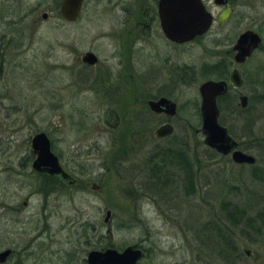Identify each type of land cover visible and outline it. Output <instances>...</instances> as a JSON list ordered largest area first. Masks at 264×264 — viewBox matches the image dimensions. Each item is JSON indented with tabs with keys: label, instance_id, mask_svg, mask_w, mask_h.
I'll use <instances>...</instances> for the list:
<instances>
[{
	"label": "rangeland",
	"instance_id": "1",
	"mask_svg": "<svg viewBox=\"0 0 264 264\" xmlns=\"http://www.w3.org/2000/svg\"><path fill=\"white\" fill-rule=\"evenodd\" d=\"M227 1L233 8L229 21L221 27L213 23L203 36L177 46L169 64L159 63L169 57L159 40L153 43L156 52L135 51L131 62L134 83L145 80L147 99L162 96L176 105V116L170 120L172 135L157 139L154 131L162 125L159 117H137L130 113L137 108H124L125 117L116 122L109 114L118 109L106 104L100 82L95 81L97 75L111 70L109 33L121 25L119 11L95 7L88 1L77 20L67 23L58 13L60 0H0V196L4 204L28 203L21 215L6 212L7 231L26 221L27 229L32 228L30 214L44 200L36 193L43 179L20 177L17 166L25 162L29 139L38 132L48 136L60 163L78 181V186L65 187L57 195L61 214L49 220L50 228L62 225L63 241L58 247L74 263L89 250L94 229L103 235L107 228L113 245L120 249L137 244L148 229L151 239L157 240L151 263L216 254L217 249L201 250L207 244L212 247V234L204 242L205 234L201 231L199 238L195 232L217 214L218 198L225 210L228 206L232 213L235 209L238 215L244 212V217H249L245 212L250 205L258 212L264 210V203L256 201L264 196V0ZM203 3L214 18L218 8L211 0ZM246 30L258 34L259 47L244 65L229 67L231 59L224 53ZM85 51L99 59L88 72L76 63ZM232 68L240 74L238 93L247 98V108L240 111L229 87L216 103L219 120L231 138L252 149L257 161L252 168L225 165L217 157L208 160L203 151L197 88L204 80H218L221 72L227 75ZM118 147L124 149L120 154ZM174 152L176 158L166 160ZM179 155L181 159H177ZM254 180L263 182L255 184ZM154 181L168 182L170 192L150 190ZM91 183L98 190H91ZM47 201L50 204L52 198ZM107 210L111 218L104 225ZM221 218L220 232L226 241L243 243L238 234L243 228ZM263 218H258L261 225H257L260 264H264ZM213 221L220 224L219 218ZM171 244L176 246L174 250L169 249ZM234 252L232 257L226 253L225 264H251L240 249ZM235 260L240 262L233 263Z\"/></svg>",
	"mask_w": 264,
	"mask_h": 264
},
{
	"label": "flooded vegetation",
	"instance_id": "2",
	"mask_svg": "<svg viewBox=\"0 0 264 264\" xmlns=\"http://www.w3.org/2000/svg\"><path fill=\"white\" fill-rule=\"evenodd\" d=\"M88 1H93L92 5H94L95 7H112L113 9H116L117 11H119L122 17L121 22H119V25L121 23L122 27L120 25L119 28H116L115 30L109 33V36L111 38V43H110L111 52L109 53V59L111 61V70L103 71L104 74H101V77L99 78L97 75V79L95 80L96 83L100 82L99 85L98 84L97 85L99 86L98 88H100V90H102L103 92L102 98L107 97L106 104L110 105L111 107L115 106V109H118V113H115V111L112 110L110 111L109 115L110 116L112 115L114 120L116 122H119L123 120V117H125V114L123 116L122 109L132 108L133 110V108H137L136 112L135 110H133V112H130V113H133V114L136 113L137 117H141V118H143L145 114H149L150 116L159 117L162 120V125L168 124L171 126L170 120L176 116V105H175V114L173 116H169L162 111L159 113L152 112L148 107L149 102H155L160 98L167 99L169 101L171 100L166 97H162V96L160 97L152 96L147 99L146 96L144 95L145 86H146L145 80L144 81L141 80L140 82L138 81L137 85L134 83V80L132 77L133 68L131 67L132 65L131 62H132V59L134 58L133 55L135 51H137L140 54L141 53L144 54L145 49H150L153 52H156V49L153 48V43L159 40V42L166 49H168V55H169V57H167V55L165 54L166 56H164V58L161 59L164 61H161L159 63L169 64L167 60L168 58L169 59L171 58L170 55L172 54V50L174 51V49L177 46L190 43L194 41V39L190 42L178 44L164 37L160 29V23H159V18H158L157 7H158L159 0H81L80 9L77 14V18L80 15L83 7H87L86 4ZM102 1L104 2L103 6L100 4V2ZM204 1L207 2L209 0H201L204 7H206L205 4L203 3ZM211 3L213 4L212 0H211ZM217 8H218L217 13H219L221 10L225 8L231 9V13L229 14V17L227 18V20H225L221 25H218V27H221L225 23H227L229 19L231 18L233 14V8L229 5L227 0L224 6L217 7ZM215 16L213 18V21L215 19ZM77 18L73 22H75ZM67 23H72V22H67ZM255 50L253 51V53L255 52ZM87 52L92 53L91 51H85L81 53V55L76 59L77 60L76 63H78L77 64L78 66L80 65L82 67L81 69H84V71L87 70L88 72L89 70H92L94 67H96V65H98L99 59L94 53H92L97 59L96 63L94 65H87L83 63L81 61V58ZM252 54L250 55V57L252 56ZM224 55L225 56L228 55L229 58L231 59L230 62L228 61L229 67L232 65L236 67L242 66L250 59V57L245 59V61L240 65L235 64L233 61L235 52L232 51V47L230 48L229 51H226ZM0 67H1V63H0ZM233 69H236V68H232L228 72L227 75L224 72L223 73L221 72L223 75L218 80H211V81H223L226 83V92L223 95L217 96L215 98V105H216L217 113H218L216 121L221 127L223 126L221 125V122L219 120L220 109L217 107L216 103L217 101L220 103L222 99L221 97L225 96V94L229 92V87L235 92V97L238 101V107L240 111H245V109L247 108V102H248L247 98L243 95H240V93H238V90L242 86V80H241V85L237 88L232 87L229 83L228 77H229L230 72ZM168 75L171 76L172 74L168 72ZM203 82H205V80ZM197 94H198V91H197ZM129 97H130V102H129ZM198 97H199V94H198ZM240 97H245L246 99L244 108L241 107V103L239 102ZM199 103H200V98H199ZM198 115H199V106H198ZM199 119H200V115H199ZM112 128H114L113 125L111 126V129ZM172 133H173V128H172ZM172 133L165 137H157L154 131V135L157 139H165L171 136ZM227 135L230 137L228 133ZM231 139L236 144L235 151H238L241 154L250 157L253 160L252 163H245V162L235 163L233 162L231 158L232 152H229L227 154H220L216 152L215 150L210 149L203 145V151L207 152V154H205L207 156V159L213 160L214 157H217L218 159L222 160L224 162L223 164L225 165L230 164L234 167H240V168L254 167L257 161L255 159V155H253L252 153V149L247 148L246 145L244 146L240 142L238 143L233 138ZM49 145H50V141H49ZM118 149L120 150L119 154L124 150L123 147H118ZM50 151L57 158V162L61 170L65 174L68 175V178L63 179L59 175L50 176L44 172L39 173V172L34 171L31 168V163L34 159V156L32 154L30 146L26 152L25 158L23 159L25 162L22 164L21 163L17 164V166L21 168V171H18V172H21L19 175L20 177L34 175L37 178L43 179V183H41L40 185L41 188L38 187L39 189H37L36 193L41 194L42 196L41 198H43L44 200L41 203L38 202V204L34 206L33 212L30 214L29 218L33 222L32 228L27 229L26 225L28 221H26V222H21L19 227L17 226V228H11L9 231H7V229L4 227V225L7 223V220L4 218V215L6 214V212H10L16 216L21 215L20 214L21 211L27 207L28 203L26 200H23L21 201L20 205L4 204L2 203L3 196H0V226H1L0 227V253L4 251H8V254L4 262L0 264H10L13 262H14L13 264H24V263H27V264H88L87 255L90 252L104 253L105 251L113 250L117 253H121L127 247H133L134 249H137L140 252V257L135 262V264H139L140 262H143V264H216V263L225 264L226 263V259H225L226 253H228V255L230 254L232 257L235 253L234 251H238V249H240L243 252V254L245 255L247 259H250L251 264H260L259 263L260 261L258 260L259 258L256 255L257 254L256 252L258 251V247H259L257 244V225L259 224L261 225V223H259L258 221V218L264 217V210H262V212H258L257 211L258 208L255 210V208L250 205L249 206L250 210L248 212H245L246 215H248L249 217H244V212H239V215H238V210H237L236 216L240 220L237 223V225L239 224V227L243 228L241 229V231H239L240 233L238 234L240 235L239 238L242 239L243 243L235 239L236 243L227 244L226 239L224 238L225 237L224 233L221 234L220 232V229H221V223H220L221 217L220 216H222L221 220L222 219L225 220L224 218L225 213L222 212L224 211L223 210L224 203L223 201L219 200V198H218V202L216 201L217 204L215 207L216 208L215 212L217 211V214L215 213L214 214L215 216L212 218L213 219L219 218L220 224H217L211 218V220L209 219V221L204 223V227L202 228V230L199 229V231L196 230L195 232L196 236H198L199 238H201V236L203 235L201 231L205 234L206 238L203 240L204 242H208L207 237L208 235L212 234V243H213L212 247L213 248L212 247L208 248V246L211 244H207V248H204L202 246L203 248H201V250L206 251V252H212L214 251V249H217V252H216L217 255L211 254V253H206V256H202L201 254H197V255L192 254V256H190V258H187V259H180V260L169 259L168 261L160 260V261H155L151 263L150 258H151V255L156 251L157 240L153 241L151 239L152 233L149 232L148 229L144 232L142 239L137 244L127 245L124 248L120 249L113 245L112 239H111L112 238L111 232L109 228H107L105 229V234L103 235L101 234L98 235L96 233V230L94 229L92 238L90 239L91 242L89 244V250L83 254L84 257L82 256L77 257V258H80L78 261H76L77 259H75L77 263H74L72 261L73 259L66 260L65 255L63 254L64 249L62 250V248L60 249L58 247L59 243L63 241L62 237L60 236L63 230L62 225L57 224L55 225V227L50 228L49 220L51 216L53 217L55 216L56 218H58L61 214L59 212V207L56 206V202H55V199L58 197L57 195L62 193L65 187H75L76 185L78 186V181L74 179L68 171H66L65 166L64 167L62 166V164L59 161L58 156L53 152L51 145H50ZM173 155L176 158L178 153L176 152H174L173 154L170 153V155L166 157V160H170ZM253 182L255 184H258V183H262L263 181L254 180ZM167 183L165 184V182H162V181H154L152 186L148 188L150 190L153 189L155 191H158L159 193H161L162 191L164 193H167V192H170V190L168 189L170 188V186ZM187 183L188 182H186L185 184ZM81 184L83 183H80L79 186ZM173 184L174 182H171V186ZM94 185L95 183H91L90 189L93 191L98 190L99 187L97 185H95L96 188L93 189ZM208 192H210V190ZM212 192H216V190L213 188ZM164 193H161V194H164ZM216 197L217 196H214L212 197V199H216ZM48 198L49 199L52 198V201L50 204L47 201ZM256 201L264 203V196H259L258 198H256ZM241 204L242 203H240L239 206H241ZM107 211L103 213L102 223L104 225H107L111 218V213L110 211H108L109 215L104 221ZM175 248L176 246L174 244H171L169 246L170 250L171 249L174 250ZM75 257L76 255L74 254L73 258ZM212 257L217 258V259L213 260L211 259ZM95 261H96L95 264H115L114 260L110 258L109 259L100 258V259H96ZM232 262L237 263V262H240V260H235Z\"/></svg>",
	"mask_w": 264,
	"mask_h": 264
},
{
	"label": "water",
	"instance_id": "3",
	"mask_svg": "<svg viewBox=\"0 0 264 264\" xmlns=\"http://www.w3.org/2000/svg\"><path fill=\"white\" fill-rule=\"evenodd\" d=\"M213 5L222 7L226 4V0H212ZM81 0H61L58 13L65 22H73L77 18L80 9ZM158 18L162 34L168 40L182 44L190 42L195 38L203 36L211 27L212 23L217 26L221 25L231 13L230 8L221 10L213 17L208 12L201 0H159L158 1ZM43 14L42 18L45 19ZM261 40L258 34L251 30H246L239 34L232 46L235 52L233 61L235 64H242L245 59L249 58L255 49L259 46ZM81 61L87 65H94L97 61L96 57L90 53H85ZM232 87L237 88L241 85V79L236 69H233L228 77ZM200 103V133L203 136V145L215 150L220 154L232 152L231 158L235 163H252L253 160L235 151V142L227 135L226 130L217 123V108L215 98L226 92V83L223 81H205L201 83L197 89ZM245 97H240L241 107H245ZM148 107L152 112H164L169 116L175 114V104L167 99L160 98L155 102H149ZM172 133V128L168 124H164L155 130L157 137H165ZM29 146L34 156L31 168L39 173H46L50 176L59 175L61 178H68L58 162L57 158L51 153L49 139L43 132L34 134L29 141ZM95 185L93 189H95ZM109 212H106V218ZM8 251L0 253V263L4 262ZM140 252L133 247L125 248L121 253L113 250L104 253L90 252L87 255L88 264H95L96 259L110 258L115 264H135L139 259Z\"/></svg>",
	"mask_w": 264,
	"mask_h": 264
},
{
	"label": "trees",
	"instance_id": "4",
	"mask_svg": "<svg viewBox=\"0 0 264 264\" xmlns=\"http://www.w3.org/2000/svg\"><path fill=\"white\" fill-rule=\"evenodd\" d=\"M222 75H223V74L220 73V74L217 75V77L220 78ZM223 97H224V96H223ZM221 98H222V97H221ZM177 159H181V155H179ZM177 159H176V160H177ZM178 163H180V162H178ZM224 205H225V204H224ZM227 210H228V212L225 213V218H226V220H227V221H228V220H229V221H232V222H231L232 225H235L236 222L238 223L240 220H239V219L237 218V216H236V214H237L236 209L233 210L234 212L232 213V212L229 211V208H228V206H227V207H226V210L224 209V212L227 211ZM234 213H235V216H234ZM235 217H236V218H235ZM237 223H236V224H237ZM226 243L229 244L227 241H226Z\"/></svg>",
	"mask_w": 264,
	"mask_h": 264
}]
</instances>
